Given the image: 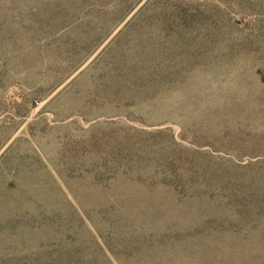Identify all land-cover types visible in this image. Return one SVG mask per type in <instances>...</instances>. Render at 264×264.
<instances>
[{"label":"rangeland","instance_id":"374dc122","mask_svg":"<svg viewBox=\"0 0 264 264\" xmlns=\"http://www.w3.org/2000/svg\"><path fill=\"white\" fill-rule=\"evenodd\" d=\"M0 264H264V0H0Z\"/></svg>","mask_w":264,"mask_h":264}]
</instances>
